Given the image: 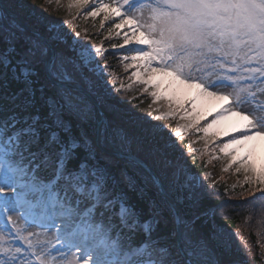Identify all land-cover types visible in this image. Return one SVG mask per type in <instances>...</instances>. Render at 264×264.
Masks as SVG:
<instances>
[{
    "label": "snow or ice",
    "instance_id": "6c2138e0",
    "mask_svg": "<svg viewBox=\"0 0 264 264\" xmlns=\"http://www.w3.org/2000/svg\"><path fill=\"white\" fill-rule=\"evenodd\" d=\"M88 3L69 0V8ZM101 13L102 28L118 21L110 34L133 27L112 51L78 43L72 55L46 28L30 33L0 16V219L26 245L5 247L0 235V264H53L51 249L22 235L33 227L55 228L63 243L56 253L66 259L65 249L81 252L76 264H208L224 233L201 223L195 180L188 178L196 174L186 173L167 145L183 154L179 142L193 130L207 143L210 130L238 118L237 134L220 151L236 162V152L252 145L239 164L252 174L250 194L260 195L240 207L264 219V166L257 171L250 163L255 142L264 141V0H98L86 15ZM109 56H119L125 71L136 69L128 80L143 86L148 107L157 105L155 119L166 122L140 131L139 139L103 120L74 87L83 68L119 79L104 62ZM162 78H171L174 94L181 86L195 94L185 101L164 96ZM131 89V82L119 85ZM213 99L227 104L200 126L199 106ZM134 151L151 164L137 158L133 170ZM30 197H38L43 219L31 211ZM17 213L27 228L13 219Z\"/></svg>",
    "mask_w": 264,
    "mask_h": 264
},
{
    "label": "rangeland",
    "instance_id": "374dc122",
    "mask_svg": "<svg viewBox=\"0 0 264 264\" xmlns=\"http://www.w3.org/2000/svg\"><path fill=\"white\" fill-rule=\"evenodd\" d=\"M17 3L19 7H23L25 11L34 18L35 22L52 30V39L54 41L62 40V38L66 35H73L76 45L78 43L84 44L89 42L93 45H97L95 44L97 41L95 40L97 39V28H99V24L101 23V21L99 20H102L103 13L96 17L87 16L86 14L90 9H92L94 5L98 3V0H89L88 4L77 5L72 8H69V0H59V2H57V0H17ZM144 15L145 17H147V12H145ZM106 22L110 24L116 23L118 21L115 19H109L104 23ZM131 27L133 26L127 25L118 30L121 33L120 35L116 34V30L112 31L114 35L120 40L119 43L123 42V34L128 32L129 28ZM106 37H109V35L107 34ZM81 38L83 39L80 40ZM102 40L103 39H101V41ZM136 46L137 45H135V43L126 45L125 49H121L122 51H119L118 53H122L127 48ZM118 64L122 68V71L120 72L123 74V77L112 80L103 79V86L105 90L109 92L118 90L125 96L124 99H120L130 102H136L135 106L133 108L130 107L129 109L132 117L141 121V127L143 130L148 131L152 124L166 123L155 119V117L159 115V113L154 111V108L157 107V105H153V108L148 107V105L151 103V97L148 93L143 92V86L136 82L128 80L127 77L132 71H135L136 69L130 68L128 69V71H125L122 63L119 60V57ZM162 79H164V83L161 84L158 91L164 96L185 101L190 100L191 95L195 94L196 90L191 89V95H186L185 91L183 90V86H181V90L176 91L174 94L173 89L169 87L171 78ZM130 82L132 83L131 91L119 90L120 83L128 84ZM81 98L87 105H92L82 96ZM226 104V101L214 99L202 102L199 106V112L201 116V119L199 121L200 126H206L207 123L212 120L216 112H218ZM159 106L161 107L162 111H167L166 101L161 100ZM239 123L241 122L238 118H233L231 121L226 122L224 127H222L224 123L217 125L214 129L210 130V138L207 140V143L204 139L201 138L203 136V133H196L195 130H193L188 134L191 136L188 143L191 144V149L188 148V151L198 152L197 156L200 157L204 156L205 154V161H207L204 179L205 183L214 185L218 181H221L225 183L227 190L239 189L240 187H246L250 189L251 187V191H253L256 185L246 182L248 176L252 174L245 172L244 168L239 164V159L247 154L249 148H251L252 145H246L236 152V162H233V159L231 157L226 156L220 151L223 143L231 138L229 136H231L232 134H236L234 132V128ZM175 128L176 122L174 121L172 130H175ZM151 130L154 131L157 129ZM255 143L256 150L250 157V163L257 169V171H259L261 167L264 166V141H258ZM212 144H215L213 148H209ZM133 147H135V145H133ZM229 151L232 150L230 149ZM133 154L137 157L139 156L141 159H143V161H145V163H148L149 165L151 164V160L147 158V156L143 152L137 153L134 151ZM214 157L219 158L215 159ZM190 164H192V162L187 161V163L182 166L186 173H188ZM229 165H231V167H229V170L227 172L223 171V169L225 167H228ZM238 168L240 169L239 171H237ZM12 194V192H7V195L9 196H11ZM31 211L33 210L31 209ZM33 214L37 216V218L43 219L42 214L41 216H38L35 212H33ZM13 219L17 220L19 226L27 228L26 222L22 218H20L18 213L13 215ZM1 223H4L3 219H0V225ZM57 224H59V221H57ZM30 232H38L40 233V235L37 238L35 236H31ZM232 233H235V236L231 235ZM0 235L4 236L5 247H12L13 249L15 247L26 248V245L14 233L12 235H9L8 231H4L3 228H0ZM22 235L27 236L30 240L36 243L38 247L43 246L51 249L57 257L53 264H76L77 258L82 255V253L79 251H68L67 249H65V253L67 256V258L65 259L63 256H61L60 253H56V249L63 247V243L58 238V234L56 233L55 228L33 227L31 229H28L27 231L22 232ZM223 236L225 237L223 239V242L221 243L217 241V243L221 244L224 249L225 247H227L230 252L225 249L226 256H218L215 249H213V247L210 248L209 254L206 258L208 264H264V252L262 254H260V251L258 252V255H260L263 260L262 262H257L252 259V255L248 250L249 248L247 240L242 235H239L238 232H230V234H228L225 231ZM261 250L264 251L263 248H261ZM81 264H83L82 261Z\"/></svg>",
    "mask_w": 264,
    "mask_h": 264
},
{
    "label": "trees",
    "instance_id": "16d2710c",
    "mask_svg": "<svg viewBox=\"0 0 264 264\" xmlns=\"http://www.w3.org/2000/svg\"><path fill=\"white\" fill-rule=\"evenodd\" d=\"M2 1L6 3L9 9L11 8L14 13L17 14L20 20L30 27L40 30L46 28L35 22L34 18L31 17L23 7H19L17 0ZM0 16L4 15L0 14ZM9 23L14 26L16 25L11 20H9ZM113 24L114 23L109 24L106 22L104 23L103 28L101 27V23L99 24V28H97V39H95L97 41L95 44H103L107 49H111L112 44H120V40L114 35V33H109V29H111ZM49 31L51 32V30ZM107 34L109 37H106ZM101 39L103 40L101 41ZM54 42L58 47L62 45L65 52L69 55H72V49L76 46V43H73V35H66L63 40H55ZM104 56H107V53H105ZM104 56L100 58L102 61L104 60ZM104 62L107 64L109 72H118L121 70V67L118 64V56H109ZM103 79L110 80L112 79V76H108L107 78L101 77L98 71L93 72L88 68H83L79 71V77L76 82H80L83 86L89 89L93 97L99 102L102 110L108 115V121H111L117 128L127 131V133L134 139H139V132H146V130L142 129L141 121L134 119L130 113L129 108H133L136 102L123 100L125 96L119 91L109 93L103 86ZM120 98H123L121 102L119 101ZM173 122L174 121L171 123L173 124ZM156 131L160 130H154L153 132ZM190 138V135H186L185 138L179 142L180 148L183 149V154L177 151L170 143L167 147L169 148L168 154L170 156H175L180 166L186 164L187 160L193 162L189 166L188 173L196 174L195 177L189 175V179L195 180L197 200L199 204L197 212L203 218L201 223L212 227L221 226V231H223V233H225V231L228 234H230V232H238L239 235H242L247 240L248 250L252 255V259L257 262H262L263 260L261 256L258 255V252L260 251V254L264 252L261 250V248L264 249V219H258L257 215L253 213L251 207H240V205L247 204L248 201L255 200L256 196H259L260 193H257L255 196L251 195V187L250 189L240 187L239 189L227 190L225 183L221 181H218L214 185L205 183V170L207 166V161H205L206 157L205 154L200 157L197 156L198 152L188 151L187 145ZM166 139L167 138L164 136L160 137L161 141ZM132 168L134 169V167ZM201 179L203 180V187H201ZM221 205L227 206L221 207ZM260 213H264V206L260 208ZM224 238L225 237L223 236V239ZM213 249H215L218 256H226V250L229 251L227 247H225V250L223 246L217 242L213 245Z\"/></svg>",
    "mask_w": 264,
    "mask_h": 264
},
{
    "label": "water",
    "instance_id": "95a60500",
    "mask_svg": "<svg viewBox=\"0 0 264 264\" xmlns=\"http://www.w3.org/2000/svg\"><path fill=\"white\" fill-rule=\"evenodd\" d=\"M0 9L2 10V11H4L6 14H8V16L15 22V23H17L18 25H20L21 27H24L28 32H36V30H34V29H31L28 25H25L22 21H20L18 18H17V16L11 11V10H9L7 7H6V5L5 4H3V2L0 0ZM37 34H39L38 32H37ZM74 87H75V89H76V91L77 92H81L86 98H87V100H89L90 102H92V104L93 103H95V105H96V108L99 110V113H100V116H101V118L103 119V120H106L107 121V116H106V114H105V112H104V110H101V108L99 107V105H98V103H97V101L89 94V92L86 90V89H84L81 85L79 86V85H74ZM139 158V157H138ZM137 159V157L136 156H134V155H132V157H130L129 158V160L131 161V162H134L135 160ZM144 164H145V162H144ZM148 165L147 164H145V167H147Z\"/></svg>",
    "mask_w": 264,
    "mask_h": 264
},
{
    "label": "bare ground",
    "instance_id": "6f19581e",
    "mask_svg": "<svg viewBox=\"0 0 264 264\" xmlns=\"http://www.w3.org/2000/svg\"><path fill=\"white\" fill-rule=\"evenodd\" d=\"M225 126V123L223 124V126L222 127H224Z\"/></svg>",
    "mask_w": 264,
    "mask_h": 264
}]
</instances>
